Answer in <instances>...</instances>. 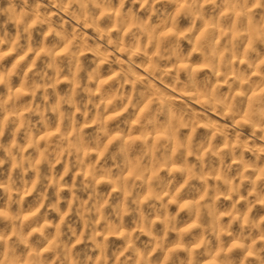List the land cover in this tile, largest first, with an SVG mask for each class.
Returning a JSON list of instances; mask_svg holds the SVG:
<instances>
[{"label": "clouds", "instance_id": "obj_1", "mask_svg": "<svg viewBox=\"0 0 264 264\" xmlns=\"http://www.w3.org/2000/svg\"><path fill=\"white\" fill-rule=\"evenodd\" d=\"M0 264H264V0H0Z\"/></svg>", "mask_w": 264, "mask_h": 264}]
</instances>
